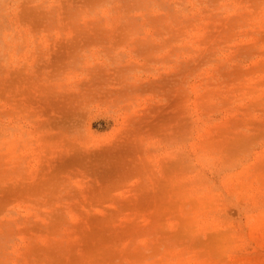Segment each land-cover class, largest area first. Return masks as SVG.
<instances>
[{
  "label": "rangeland",
  "instance_id": "1",
  "mask_svg": "<svg viewBox=\"0 0 264 264\" xmlns=\"http://www.w3.org/2000/svg\"><path fill=\"white\" fill-rule=\"evenodd\" d=\"M0 264H264V0H0Z\"/></svg>",
  "mask_w": 264,
  "mask_h": 264
}]
</instances>
